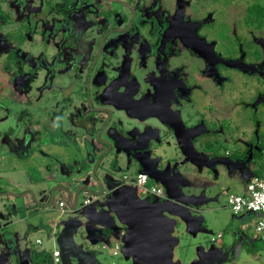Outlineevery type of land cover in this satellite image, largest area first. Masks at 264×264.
I'll return each instance as SVG.
<instances>
[{
	"label": "flooded vegetation",
	"instance_id": "flooded-vegetation-1",
	"mask_svg": "<svg viewBox=\"0 0 264 264\" xmlns=\"http://www.w3.org/2000/svg\"><path fill=\"white\" fill-rule=\"evenodd\" d=\"M254 4L259 3L251 1L243 8L238 4L236 9L227 0H0V56L19 65L10 86L0 83V97L27 104L23 112L28 118L19 123L26 122L30 132L28 148L39 146L42 151L30 149L35 160L47 157L43 144L53 130L65 131L56 146H66L74 139L70 132L86 124L96 110L122 108L130 115H157L170 122L188 152L201 161L245 164L258 148L254 143L258 136H240L231 127L237 115L230 114L245 107L237 73L264 75V62L260 65L251 49L264 34V24L248 20ZM242 34L251 53L242 51ZM46 97L53 103L44 122L49 121L42 125L33 114ZM251 105L264 112V90ZM194 118L198 126L193 131ZM38 125L41 129L34 134ZM162 133L163 137L153 133L156 141L175 147L172 128ZM243 139L251 144V153L240 148ZM190 143L202 152L194 154ZM256 156L261 157V152ZM133 167L134 174L124 175L126 181L142 172L140 166ZM180 170L190 184L189 165ZM150 210L146 229L136 232L141 242L150 243L146 262L154 263L160 255L165 259L156 244L163 221L157 220L156 210ZM146 211L142 208V213ZM175 252L165 264L177 260L187 264L181 257L176 259ZM138 256L143 264L147 255ZM211 258L200 264H209Z\"/></svg>",
	"mask_w": 264,
	"mask_h": 264
},
{
	"label": "rangeland",
	"instance_id": "rangeland-1",
	"mask_svg": "<svg viewBox=\"0 0 264 264\" xmlns=\"http://www.w3.org/2000/svg\"><path fill=\"white\" fill-rule=\"evenodd\" d=\"M227 1L233 3V6L236 5L234 7L236 9L239 8L238 4L243 8L248 6L251 1L253 3L257 2L264 7V0ZM246 2H248L247 5H245ZM255 6L254 4V7ZM234 8L231 6V10ZM253 10L254 11H251L253 14L251 16L255 18L259 13V19L261 18L260 25H263L264 14L256 10V7ZM260 33H257V35ZM243 38L244 35L242 34V51L244 54L248 51L251 53V51L248 50V46H244L245 40ZM258 41H260L259 44ZM258 41L257 44L253 42L254 44L253 46L251 45V49H253V53L255 54L254 57L261 59L260 65H262L264 62V34L258 36ZM15 63L16 61H14V59L5 60L0 56V83H3L7 87L11 85L13 78L18 75V70L15 66L18 64ZM237 77V88L241 89L242 104L245 107L241 108L240 111H238V109L232 111L230 115L234 116L236 114L237 122L235 123L234 121V126L231 125V127L234 131L239 133L240 136L242 135L246 139H251L254 135L258 136L254 142L258 148L253 149L254 152L248 158L249 162L244 164L247 169H245L243 165L242 167L236 166L233 170L230 167V162L226 160L215 162L214 169L204 165L200 170L197 165H189V182L191 183L187 184L185 189L190 188L189 192H192L196 196L202 197V195H205L207 197V202L200 206V211L205 217V224L208 231H197V234L194 236L187 232L185 224L181 223L178 227L179 231L170 232L171 235H176L180 241L179 244L172 248L173 252L176 251V259L181 257L186 262L194 261L197 259L196 249L199 245H202L208 250L213 245L219 247L218 242L220 239L218 238V242H213V240H215L218 237V233L222 231L226 233L223 241L225 243V248H230V252L228 253L230 255H238V260L235 264H264V238L257 234L251 225L241 222L243 217L248 215L251 216V214L241 213L236 215L228 204L229 194L244 193L247 185V170H253L262 165L264 166V147L261 143L263 141L261 136H264V112L261 111L260 106L255 107L251 105L254 96L257 95L258 92L264 90V75L256 74V76H251L247 73H237ZM52 103L53 100L46 97L41 99L40 103L37 104L34 109L33 115L40 119V124L49 117V108ZM26 107L27 104L15 101L12 98L0 97V264H47L45 261L46 259L51 260L49 264H55L51 259L52 252L55 248L63 250L61 235L70 225L73 229L74 242L82 246L85 251L90 252L91 255H94L99 264H133V260L126 257L122 248L126 242L130 240L127 224L120 220V214H123V210L118 213V204H115L110 195L95 199V195L89 194L85 196L82 193L79 206L76 209L71 208L69 205L66 206V211L60 219H57L60 211H58L54 205H51L50 208H44L45 210L38 211L39 209L36 208L37 204L34 203V199H32L34 204L31 205L28 199L23 196L16 198L8 197V193L13 192L24 195L31 190L40 201L43 200L48 202L51 191L58 183H70L72 184L73 190L77 189V183L73 178L69 179V181H65V179H60V177L51 180H46L45 177V172L48 170L47 163L52 160L55 162L56 159H70L73 152H69V149L49 145L52 140H49L48 138L51 137L47 136L43 144V146H45V149H43L45 152H48L47 157L37 160L31 157L30 149L33 150L34 153H42V151H39V146L28 148V141L31 140L30 132L27 131L25 127L26 122L25 125L19 123L20 119L24 120L28 118L24 116L23 112ZM195 119L196 118L193 120L195 122L193 131L196 130L198 126ZM48 121L49 120H46L42 125H45ZM39 129H41L40 126H36L34 134H37ZM53 132L56 133V130H53ZM41 134L43 133L39 132V135ZM246 139L240 142V148L248 150L249 152V150H251V144H248L249 141ZM34 143L37 145L39 140H34ZM189 145L190 148H193L194 154L202 152L195 149L194 143H190ZM248 152L247 155L251 153ZM257 152H261V157L258 159L256 156ZM174 153L175 151L171 149L170 154ZM250 157H255L257 160H252ZM21 158L27 159V161L21 162ZM254 162L255 164H252ZM235 163L237 164L238 162ZM241 163L244 162L242 161ZM32 165H37L39 167L40 175H38V172L35 171ZM63 165V162L58 164V175H63L62 172L66 171ZM30 166L32 167L31 171ZM122 166L125 168L123 167V169L116 174V177L119 179L123 178V173H127V176H129L134 174L133 172L136 170V167L128 168L125 162L122 163ZM42 172L44 173L43 176H41ZM11 180L15 181V183H19V186L13 185ZM158 185L165 187V184L162 182ZM165 188L167 189L168 187ZM60 196H62V192L56 191L55 200H59ZM86 198H92L93 200L90 204L83 205ZM15 206L20 208L15 211ZM144 215L146 225H148L152 217L148 212ZM163 215H165V213H162L161 216ZM110 217L114 219L115 223V229L112 230L111 233L103 230L106 226V218ZM141 218L142 217L138 216L137 213L133 214L131 223L132 225L134 223L135 233H137L136 231H140L143 227H141ZM74 224H76L75 227ZM55 229L56 232L54 233ZM165 233L164 229L158 230L159 236H166ZM123 235L124 238L125 235L128 237L125 238L121 248H113L111 243L118 240ZM37 239H41L42 243H37ZM167 248L170 249V245ZM17 249L20 250L18 253ZM26 255L28 258H26ZM76 255L77 254L74 252L69 253L71 264H95L89 262L79 263Z\"/></svg>",
	"mask_w": 264,
	"mask_h": 264
},
{
	"label": "water",
	"instance_id": "water-1",
	"mask_svg": "<svg viewBox=\"0 0 264 264\" xmlns=\"http://www.w3.org/2000/svg\"><path fill=\"white\" fill-rule=\"evenodd\" d=\"M89 117L90 119L86 124L76 126L74 132H70V137L72 136L74 139L68 142L66 146L61 145V147L69 149V152H73V154H71L73 156H71L70 159L64 160L63 166L66 171L62 173L66 174L65 181H69L71 178L75 179L77 183L76 190L72 189V184L70 183H58L51 191L49 201L43 204H41L42 202L32 191H28L24 195L12 192L8 193V197L16 198L30 195L31 198L34 199V203L38 206L48 208L51 205L55 207L57 205L56 209L60 211L58 205L60 200H55L56 191H62L68 196V203L64 201V209H66L68 205L76 209L79 206L82 193L85 196L91 194L95 195V197L110 195L115 204H118V213L123 210V214H120V220L127 224V231L130 235V240L122 247L126 257L133 260V264H139L141 257L139 258L138 255L141 252L147 255L144 257V260H141L143 264H165V259L168 257V254L171 258L173 257L172 248L180 242L176 235L170 234V232L176 230L177 226L179 227L181 223L185 224L187 232L194 236L197 234V231H208L207 227L204 225L205 217L200 211V206L207 201H202L198 197L195 199L194 196L185 192V187L187 186L185 182L186 177H184L180 167L186 166L187 164H194L201 170V168H203L201 165L203 164L214 169L215 163L212 164L193 157V153L191 154L188 152V148L179 140L178 133L175 128H173V125L157 115H147L141 118L140 116L138 117V115H130V113L122 108H115L112 110L101 108L96 110V113ZM135 118H137L138 121H134ZM168 126L172 128L174 135L177 137L175 147L169 146L167 142L166 144L160 143L162 139L160 142L156 141L157 138L153 135L156 131L158 136L160 135V137H163V129H167ZM59 129L56 130V133L52 132L51 138L49 139L52 140V143L55 142L53 143L54 145L56 141H60L61 136L65 134L63 129ZM153 139H155V141H152ZM171 149L175 151L174 154H170ZM191 150L194 152L192 147ZM155 154L158 155L155 156ZM58 160L60 159H56V161ZM123 162H125L128 168L135 165L140 166L143 168L142 172L147 173L150 179L165 184V186L168 187L166 193L167 197L163 199L155 196L154 199H151V195H146L145 198L142 199L138 195L140 190L136 185L126 184L127 181L124 176L126 173H123L122 179L116 177V174L124 167L122 166ZM217 162H221L220 159L217 160ZM32 167L35 168L38 175H40L39 167L37 165H33ZM171 169H173L174 173H172ZM43 174L42 172L41 176H43ZM46 176L47 172L45 177ZM165 176L168 177V180L165 179ZM96 186L99 187V191L93 189V187ZM120 194L127 195V200L124 204H120L119 201L115 200V197ZM86 199L90 201L89 203L84 201L83 205L90 204L93 200L92 198ZM135 206H137L136 209L134 208ZM15 208L16 211L20 207L15 206ZM142 208L147 209L146 213L152 211L150 208L156 210L155 216L157 220L163 221L161 226L166 232V236H161L156 243L160 245L157 246L160 248L162 255L164 253L165 259H162L160 255L159 258H156V262L154 261V263L146 262L149 257L148 251L150 250V243L141 242V235L135 233L134 223L133 225L131 223L133 214L137 213L138 216L142 217V230L143 228L146 229L145 213H142ZM158 212L160 214L165 213V215L161 216ZM62 215L63 213H60L57 219H60ZM105 222L106 226L103 230L106 231L109 229L111 233V231L115 229L114 219H112V217L106 218ZM75 226L76 224H74V227ZM55 232L56 229L54 233ZM127 237L128 236L125 235V238ZM125 238L123 235L117 241L122 245ZM61 241L63 245V250H61L62 261L64 264H71L69 260V253L71 252L77 254V261L79 263L89 262L99 264L94 255H91L90 252L85 251L82 246L74 242L71 225L62 233ZM169 245L171 247L170 249L167 248ZM111 246L113 247L112 243ZM229 249L225 247L218 248L213 245L208 250L202 245H199L196 249L197 259L190 261L189 264H200L204 258L208 256L213 257L210 259L209 264H235L238 260V255L232 257V255L228 253L230 252ZM18 252L19 249H17V253ZM26 258H28L27 255ZM176 262V264H179V260Z\"/></svg>",
	"mask_w": 264,
	"mask_h": 264
},
{
	"label": "built area",
	"instance_id": "built-area-1",
	"mask_svg": "<svg viewBox=\"0 0 264 264\" xmlns=\"http://www.w3.org/2000/svg\"><path fill=\"white\" fill-rule=\"evenodd\" d=\"M130 181L139 188V192L143 195H154L159 198H166V192L163 187L158 185H151L149 183V175L147 173L141 172L136 176L135 179H130ZM129 182V179H128ZM89 199L85 202L89 203ZM228 204L231 207L234 214L239 215L241 213H253L257 215L255 222L256 232L264 238V178L254 176L252 177L246 185V189L242 194H229ZM60 213H64L65 202L59 201ZM218 236H222L220 233ZM37 243H41V240H37ZM113 247L116 249L121 248V243L119 241H114L112 243ZM53 263L64 264L62 261V252L58 248L52 252L51 257Z\"/></svg>",
	"mask_w": 264,
	"mask_h": 264
},
{
	"label": "crops",
	"instance_id": "crops-1",
	"mask_svg": "<svg viewBox=\"0 0 264 264\" xmlns=\"http://www.w3.org/2000/svg\"><path fill=\"white\" fill-rule=\"evenodd\" d=\"M53 143H55V142H53ZM52 142L49 144V145H54ZM49 145H47V146H49ZM57 144H55V146H56ZM71 156H73V155H71ZM20 158V157H19ZM25 161H27V159H23V158H21V162H25ZM56 162H58V163H56ZM60 162H64V160H58V161H56L55 160V162H54V160H52L51 162H48L47 163V167H48V170H47V176H46V180L47 179H55V178H57V177H60V179H65L66 178V174H63V175H58V171L59 170H57L58 169V164L60 163ZM231 165H230V167L234 170L235 168H236V166L237 167H242L244 164L243 163H241V162H238L237 164L236 163H230ZM70 165V164H69ZM244 167V166H243ZM53 169V170H52ZM141 169H143V168H141ZM51 170L53 171V172H51ZM57 170V171H56ZM50 171V172H49ZM56 171V172H55ZM142 171V170H141ZM254 176H256V171L255 172H253V171H251V170H247V177H246V181L248 182L252 177H254ZM130 179L131 178H129V182H128V180H127V185H134L131 181H130ZM12 181V180H11ZM13 182V185H16V186H19V183H15V181H12ZM246 182V183H247ZM62 183V182H61ZM149 183L151 184V185H158V184H160V182H158V181H156V180H152V179H150L149 178ZM158 186H160V185H158ZM93 189H95V190H97V191H99V187H93ZM186 190V192L188 193V191H190V188H187V189H185ZM31 191V190H30ZM60 192H62V191H60ZM19 194V193H18ZM191 194V196H194V198L196 199V197H198V198H200V200H202V201H207V198L205 197V196H203L202 195V197L201 196H196L195 194H193L192 192H189V195ZM142 199H143V197H145V196H142L143 194L142 193H140L139 192V194H138ZM104 196H106V195H104ZM104 196H101V197H98L97 198V196H96V198L95 199H99V198H104ZM95 197V196H94ZM24 198H26V199H28V202L31 204V205H33L34 203H33V200H32V198H31V196L30 195H27L26 197H24ZM116 199L115 200H117V201H119V203L120 204H124L125 203V201L127 200L126 198H127V195H125V194H120L119 196H117V197H115ZM26 199H24V200H26ZM59 200L60 201H65L66 203H68V196H67V194L66 193H64V192H62V196H60L59 197ZM42 201V203L41 204H43L45 201H43V200H41ZM56 205V204H55ZM36 208H38L39 210L38 211H42V210H45L44 209V207L43 206H36ZM41 208V209H40ZM48 208H50V207H48ZM56 208H57V205H56ZM249 214H251V216H252V218H251V216L250 215H248V216H245V217H243V219L241 220V222H243V223H246L247 225L249 224V225H251L254 229H255V222H256V218H257V215L256 214H253V213H249ZM59 217V216H58ZM255 219V220H254ZM205 226H206V224H205ZM127 230H128V228H127ZM256 231V230H255ZM220 233H222V236H218L213 242H218V238L220 239V241L218 242L219 243V247L218 248H220V247H225V243H224V241H223V238L225 237V232H219L218 233V235L220 234ZM258 234V233H257ZM38 240V239H37ZM39 240H41V239H39ZM41 243H42V241H41ZM114 248V247H113ZM20 251V250H19ZM169 255V254H168ZM165 258V257H164ZM165 261H166V259H165ZM168 262V261H167ZM169 264H171L170 262H169ZM187 264H189V262H187Z\"/></svg>",
	"mask_w": 264,
	"mask_h": 264
},
{
	"label": "trees",
	"instance_id": "trees-1",
	"mask_svg": "<svg viewBox=\"0 0 264 264\" xmlns=\"http://www.w3.org/2000/svg\"><path fill=\"white\" fill-rule=\"evenodd\" d=\"M256 10H258V11H260L261 13H263L264 14V7L262 6V5H260V4H256ZM255 7H254V9H255ZM252 11H253V9H252ZM258 11H256V12H258ZM262 15V14H261ZM252 18V19H251ZM250 22H256L257 21V25H260V20H261V18L259 19V13H258V16L257 17H255V18H253L252 16L250 17V19H248ZM248 21V22H249ZM35 169V168H34ZM35 171L37 172V170L35 169ZM256 176H258V177H263L264 178V166L262 165V166H260V167H258L257 169H256ZM106 232H110V230L109 229H107L106 230ZM46 262H47V264H49L50 263V261L51 260H48V259H46L45 260Z\"/></svg>",
	"mask_w": 264,
	"mask_h": 264
}]
</instances>
